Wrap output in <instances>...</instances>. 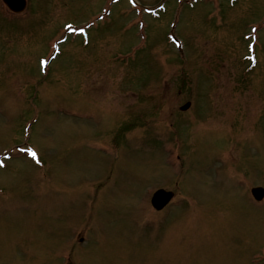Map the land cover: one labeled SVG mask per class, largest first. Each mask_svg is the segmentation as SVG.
Masks as SVG:
<instances>
[{
	"label": "rangeland",
	"instance_id": "obj_1",
	"mask_svg": "<svg viewBox=\"0 0 264 264\" xmlns=\"http://www.w3.org/2000/svg\"><path fill=\"white\" fill-rule=\"evenodd\" d=\"M137 1L138 8L126 0L113 4L110 22L99 28L96 23L108 20L94 15L103 0H28L19 17L3 12L11 17L0 18V143L21 141L23 127L38 111L31 141L44 157L55 192L64 197L39 194L44 190L33 184L36 169L19 158L0 169L6 186L0 194V264H63L67 257L81 264H264L254 258L264 252V201L256 210L249 192L257 184L264 187V36L254 68L241 60L240 38L246 30L240 10L247 18L263 7L257 0H238L232 8L218 0L214 21L208 6L199 3L189 10L183 5L179 12V4L169 0L167 14L148 21V48L136 61L125 62L115 55L135 41L141 3H161ZM171 16L179 21L181 36L191 40L185 45L187 59H180L165 38L166 29L176 33L168 26ZM90 17L89 42L69 34L41 74L37 57L51 53L50 44L65 34L62 24L84 25ZM209 31L216 42L206 44ZM153 86L157 90L141 97L144 88ZM187 101L189 109L178 111ZM61 105L77 107L81 116L97 112L100 124L105 111L123 112L115 116L119 156L134 140L147 139V148L149 140L154 142L147 135L156 128L166 132L158 135L160 153L139 151L110 165L115 169L107 182L110 193L103 187L92 201L97 228L79 226L80 216L59 218L60 208L70 206L61 201L89 199L93 181L105 178L117 154L110 150L108 158L83 148L98 126H87L89 121L65 118L48 135L58 120L45 109L54 114ZM172 122L182 135L170 144L165 136ZM156 187L174 190L176 207L148 224L143 217ZM140 223L146 227L137 231ZM79 228L89 242L68 245L66 251L63 237L71 240Z\"/></svg>",
	"mask_w": 264,
	"mask_h": 264
},
{
	"label": "water",
	"instance_id": "obj_2",
	"mask_svg": "<svg viewBox=\"0 0 264 264\" xmlns=\"http://www.w3.org/2000/svg\"><path fill=\"white\" fill-rule=\"evenodd\" d=\"M6 2L9 4L10 7H12L15 10H21L24 6L22 2H20V0H6ZM256 192L261 193L262 190L256 189ZM170 195L171 194L169 192L165 193L163 190L157 191L152 197V202L156 207H160L167 201Z\"/></svg>",
	"mask_w": 264,
	"mask_h": 264
},
{
	"label": "snow or ice",
	"instance_id": "obj_3",
	"mask_svg": "<svg viewBox=\"0 0 264 264\" xmlns=\"http://www.w3.org/2000/svg\"><path fill=\"white\" fill-rule=\"evenodd\" d=\"M29 152H31V154L33 155V156H35L36 154H35V152L34 151H32L31 149H29L28 150Z\"/></svg>",
	"mask_w": 264,
	"mask_h": 264
}]
</instances>
